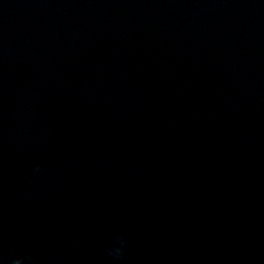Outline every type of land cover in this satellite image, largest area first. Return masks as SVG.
Instances as JSON below:
<instances>
[{"label":"water","instance_id":"95a60500","mask_svg":"<svg viewBox=\"0 0 264 264\" xmlns=\"http://www.w3.org/2000/svg\"><path fill=\"white\" fill-rule=\"evenodd\" d=\"M0 264H264V0H0Z\"/></svg>","mask_w":264,"mask_h":264}]
</instances>
